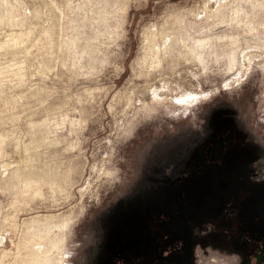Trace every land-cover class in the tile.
<instances>
[{
    "label": "rangeland",
    "instance_id": "374dc122",
    "mask_svg": "<svg viewBox=\"0 0 264 264\" xmlns=\"http://www.w3.org/2000/svg\"><path fill=\"white\" fill-rule=\"evenodd\" d=\"M7 1L0 264H89L113 215L159 198L161 165L230 108L264 148V0ZM176 18L188 45L209 37L204 64L169 50ZM39 232L62 246L39 249Z\"/></svg>",
    "mask_w": 264,
    "mask_h": 264
},
{
    "label": "flooded vegetation",
    "instance_id": "af4514ba",
    "mask_svg": "<svg viewBox=\"0 0 264 264\" xmlns=\"http://www.w3.org/2000/svg\"><path fill=\"white\" fill-rule=\"evenodd\" d=\"M211 123L161 165L159 198L143 194L113 215L89 264H264V148L233 108Z\"/></svg>",
    "mask_w": 264,
    "mask_h": 264
},
{
    "label": "bare ground",
    "instance_id": "6f19581e",
    "mask_svg": "<svg viewBox=\"0 0 264 264\" xmlns=\"http://www.w3.org/2000/svg\"><path fill=\"white\" fill-rule=\"evenodd\" d=\"M123 1V0H122ZM99 2H101V1H99ZM98 2V4H100ZM8 3V1L7 0H0V4L1 5H6ZM224 3V2H223ZM114 5H117V7L119 8V2H118V0H116V2L115 3H113ZM112 4V5H113ZM123 4V3H122ZM228 5V4H227ZM222 6H223V4H222ZM101 7V6H100ZM106 7H107V5H106ZM115 7V6H114ZM120 7H122V6H120ZM124 7V6H123ZM210 7V6H209ZM102 8V7H101ZM118 8H117V10H118ZM219 8H220V6L219 5H217V4H215V5H213L212 7H211V9H212V12H211V14H209L210 16H213V17H215V16H218L219 15ZM242 8L243 7H241L240 9H237L236 10V14H238L239 12H241V10H242ZM113 9V8H112ZM111 9V10H112ZM115 9V8H114ZM208 9H210V8H208ZM103 10V9H102ZM111 10H108V11H111ZM220 10H221V8H220ZM107 11V10H106ZM107 11V12H108ZM122 11V10H121ZM234 11V10H233ZM243 11V10H242ZM116 12V11H115ZM224 12H225V10H224ZM105 12H103V14H104ZM231 13V12H230ZM108 14V13H107ZM185 14V13H184ZM222 14V13H221ZM114 15V14H113ZM181 14H179V16H180ZM206 15V14H205ZM182 16V15H181ZM185 16V15H184ZM229 16V15H228ZM233 16V15H232ZM235 16H237V15H235ZM239 16V15H238ZM0 17H1V11H0ZM178 17V16H177ZM186 17V16H185ZM206 17V16H205ZM230 18V17H229ZM178 18H176V20H177ZM232 19H234V18H232ZM178 24H179V26L177 27L176 26V28H174L173 29V33H172V44H171V46L169 47V50L171 51H173L174 49H175V47H176V45H175V42L176 43H182L184 46H185V48H186V50L184 51L185 53H184V55L187 57V58H191V59H195V60H197V61H199V62H201V63H205V60H206V54H205V51L208 49V48H210L209 47V42H210V39H209V37H207L206 35V39L205 38H197V39H195V38H193V41H192V45H188V42H187V38L186 37H184L183 35H180L179 34V31H183L184 30V23H183V20H181V18L180 19H178ZM195 25V24H194ZM214 25V24H213ZM214 27V26H213ZM205 33L207 32V31H204ZM204 32H202V33H204ZM191 33V32H190ZM194 35V34H193ZM210 35V34H209ZM23 35H21L20 36V38L22 37ZM215 36V35H214ZM17 40H19V39H17ZM21 40V39H20ZM19 40V41H20ZM14 41H16V40H14ZM17 43V42H16ZM182 48V47H181ZM183 49V48H182ZM178 50V49H177ZM159 51V50H158ZM209 51H210V49H209ZM160 52V51H159ZM159 54V53H158ZM158 56V55H157ZM156 56V57H157ZM155 57V58H156ZM159 58V57H158ZM229 59H230V65L231 66H235L236 64H237V61H238V59H239V57H238V55H237V52L235 51L234 53L232 52V54H231V56L229 57ZM2 75V74H1ZM0 75V76H1ZM2 152H3V146H2V141L0 140V154H2ZM60 182L59 181H57L56 182V184H59ZM70 235V234H69ZM37 243H39L38 245H40L41 244V242H47V245H40L39 246V249H41L42 250V247H47V246H49L48 244L49 243H51V247L52 248H60V245L63 243V239H61V238H59V239H55L54 241L51 239L50 240V238L48 237V233L47 232H39L37 235ZM64 236H66V235H64ZM48 240V241H47ZM66 245V244H65ZM62 246V245H61Z\"/></svg>",
    "mask_w": 264,
    "mask_h": 264
}]
</instances>
